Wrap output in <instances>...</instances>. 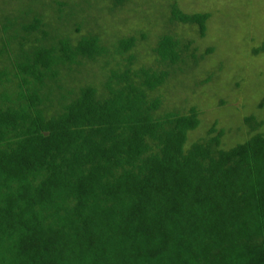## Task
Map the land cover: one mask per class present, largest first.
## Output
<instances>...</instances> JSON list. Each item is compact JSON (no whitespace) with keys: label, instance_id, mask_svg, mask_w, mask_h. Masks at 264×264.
Segmentation results:
<instances>
[{"label":"trees","instance_id":"obj_1","mask_svg":"<svg viewBox=\"0 0 264 264\" xmlns=\"http://www.w3.org/2000/svg\"><path fill=\"white\" fill-rule=\"evenodd\" d=\"M128 1L0 7V264H264V121L226 146L165 103L210 13L155 0L151 33Z\"/></svg>","mask_w":264,"mask_h":264},{"label":"rangeland","instance_id":"obj_2","mask_svg":"<svg viewBox=\"0 0 264 264\" xmlns=\"http://www.w3.org/2000/svg\"><path fill=\"white\" fill-rule=\"evenodd\" d=\"M10 1L3 5L0 0V7H13ZM159 2L161 4V0ZM154 3L155 0L126 3L140 9L143 15L148 14L145 16L151 20L145 22L151 33L157 30L154 26L157 14L150 11ZM180 6L185 11L210 13L204 38H199L192 26L174 28H184L181 29L184 33L189 29L186 36L194 40L198 53L207 46L213 52L205 56L191 79L183 81L185 83L179 87L168 88L165 103L169 106L196 103L201 109V122L192 132L195 138L203 135L205 127L213 121L224 129L222 139L226 146L244 142L251 134L243 122L244 117L264 121V0H180ZM118 18L125 19L129 25L133 22L123 9L113 17ZM118 26L123 29V23ZM208 70L215 71L212 78L206 84H198L206 73H211Z\"/></svg>","mask_w":264,"mask_h":264}]
</instances>
